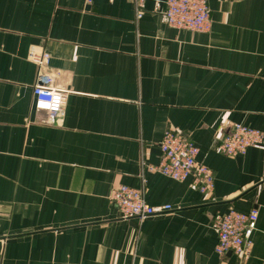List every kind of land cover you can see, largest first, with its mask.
Instances as JSON below:
<instances>
[{
  "label": "crops",
  "instance_id": "1",
  "mask_svg": "<svg viewBox=\"0 0 264 264\" xmlns=\"http://www.w3.org/2000/svg\"><path fill=\"white\" fill-rule=\"evenodd\" d=\"M212 27L168 26L166 0H0V264H264V146L217 149L234 124L264 131V0H208ZM68 92L63 120L34 109L32 47ZM171 128L215 189L150 170ZM142 188L172 211L123 218ZM258 211L249 258L219 255L215 223Z\"/></svg>",
  "mask_w": 264,
  "mask_h": 264
},
{
  "label": "built area",
  "instance_id": "2",
  "mask_svg": "<svg viewBox=\"0 0 264 264\" xmlns=\"http://www.w3.org/2000/svg\"><path fill=\"white\" fill-rule=\"evenodd\" d=\"M137 19L144 14V0H133ZM90 2V0H89ZM164 16L168 26L192 32H209L212 27L208 0H166ZM37 67L33 86L34 109L46 113L44 124L58 126L63 120L64 105L68 92L55 86L56 76L49 70L51 55L45 50L32 47L28 56ZM254 146H264V131L243 124H234L218 141L217 149L224 155L237 157ZM162 159L158 166L150 167L165 177L176 181L192 179L201 194L215 189L213 170L198 162L199 148L189 136L168 128L160 142ZM110 203L123 218L144 219L172 211V206H151L142 188L121 186L110 196ZM258 211L243 213L235 209L220 215L215 223L218 242L215 251L219 255L234 254L240 259L249 258L252 237L257 228Z\"/></svg>",
  "mask_w": 264,
  "mask_h": 264
}]
</instances>
